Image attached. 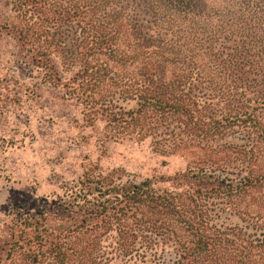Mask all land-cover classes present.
<instances>
[{
	"label": "trees",
	"instance_id": "1",
	"mask_svg": "<svg viewBox=\"0 0 264 264\" xmlns=\"http://www.w3.org/2000/svg\"><path fill=\"white\" fill-rule=\"evenodd\" d=\"M11 5L31 66L117 140L189 162L159 180L86 171L17 217L0 264H264V1L231 17L202 0Z\"/></svg>",
	"mask_w": 264,
	"mask_h": 264
},
{
	"label": "rangeland",
	"instance_id": "2",
	"mask_svg": "<svg viewBox=\"0 0 264 264\" xmlns=\"http://www.w3.org/2000/svg\"><path fill=\"white\" fill-rule=\"evenodd\" d=\"M202 1L231 17L264 0ZM11 9V0H0V245L17 232V217L34 216L44 200L61 196L88 170L119 169L138 181L187 170L188 157L160 154L150 139L117 140L103 117L69 99L50 73L31 66L7 29L17 22Z\"/></svg>",
	"mask_w": 264,
	"mask_h": 264
}]
</instances>
